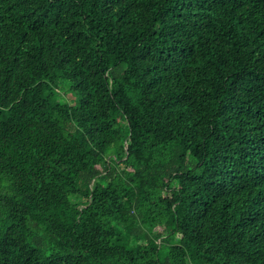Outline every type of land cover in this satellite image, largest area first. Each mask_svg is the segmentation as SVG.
<instances>
[{
    "label": "trees",
    "instance_id": "1",
    "mask_svg": "<svg viewBox=\"0 0 264 264\" xmlns=\"http://www.w3.org/2000/svg\"><path fill=\"white\" fill-rule=\"evenodd\" d=\"M0 264H264V0H0Z\"/></svg>",
    "mask_w": 264,
    "mask_h": 264
},
{
    "label": "rangeland",
    "instance_id": "2",
    "mask_svg": "<svg viewBox=\"0 0 264 264\" xmlns=\"http://www.w3.org/2000/svg\"><path fill=\"white\" fill-rule=\"evenodd\" d=\"M57 92V99L61 103L67 104L69 106H75L77 104L75 95L69 91L66 85H59Z\"/></svg>",
    "mask_w": 264,
    "mask_h": 264
}]
</instances>
